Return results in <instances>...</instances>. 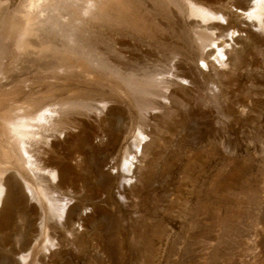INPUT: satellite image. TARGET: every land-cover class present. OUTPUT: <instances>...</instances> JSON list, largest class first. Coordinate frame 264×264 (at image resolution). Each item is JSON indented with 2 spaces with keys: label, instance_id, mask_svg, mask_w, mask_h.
I'll list each match as a JSON object with an SVG mask.
<instances>
[{
  "label": "rangeland",
  "instance_id": "1",
  "mask_svg": "<svg viewBox=\"0 0 264 264\" xmlns=\"http://www.w3.org/2000/svg\"><path fill=\"white\" fill-rule=\"evenodd\" d=\"M29 1L0 0V220L18 217L0 221V264L32 235L24 264H264V27L222 7L235 0L204 1L232 20L214 35L169 0H32L48 11L26 30ZM39 114L72 123L32 138L61 159L60 218L20 157L15 130Z\"/></svg>",
  "mask_w": 264,
  "mask_h": 264
},
{
  "label": "bare ground",
  "instance_id": "2",
  "mask_svg": "<svg viewBox=\"0 0 264 264\" xmlns=\"http://www.w3.org/2000/svg\"><path fill=\"white\" fill-rule=\"evenodd\" d=\"M169 1L173 2L176 6H178V8L181 11H187V13L189 15V19L190 18H199L200 19L199 22L205 24L203 31H205V32L209 31L211 33V35H214L215 31H218L219 33H224V32H227L231 28L232 20L228 21L227 26H223V24H221L217 20L219 18H224V17L218 15L217 13H214L212 10H210L209 8L204 6L206 4V3H204V1H207V0H169ZM180 1H183V3L181 2L182 6L180 5ZM214 1H219V0H213V2ZM123 2L125 4L126 11L130 12L133 8V0H123ZM153 2L156 5V7L160 9V11H167L168 12V8L166 7L165 0H153ZM177 4H179V5H177ZM231 4L234 7L233 11L230 10L229 4L228 5L223 4L222 7L225 10L229 11V13H231L237 21H240V19H242V17H245L246 19H248L246 21L247 24L257 23L258 27H260V28L264 27V0H235ZM47 11H48V9L44 5V1L37 3V2L30 0L28 5L26 7H24L22 10V19L25 21L26 30L27 29L29 30V27L33 26L32 20L34 19V17H40V16L44 15ZM170 11L171 10L169 9V12ZM2 14H5V13L0 12V21H2V19H1ZM126 15H127V13H126ZM126 17L122 14V16L120 17L121 18L120 21H122V19H123L122 22L128 23ZM193 23H194V26H197L196 25L197 22H193ZM230 33L233 35L235 33V31H231ZM194 34L196 35V37H197L196 39L198 41L202 40L203 35L201 34V32L199 33V32L195 31ZM205 35H207V34L205 33ZM236 36H237V34H236ZM231 38H233V36ZM211 43H212V41H211ZM215 43L213 42L212 43L213 46H211V48L209 49L210 52H211V50L213 51L215 49L216 56L214 57V60L216 59V61L220 62L218 60V58H224L225 55H227V54L228 55L226 57H227L228 61H231L232 59L237 58V57L234 58L232 56V54L230 53V51L229 52H228V50L225 51L227 48V46L225 45L226 44L225 41H222L220 44L218 43L219 45L216 44L217 46L214 47ZM23 44H27V42L23 41ZM201 46H202V44L200 42L199 47H201ZM224 51H225V54H224ZM196 54H197V56H200V58L205 59L206 62H204V65L206 67H211V68L216 67V65H214L212 63V61L206 60V58L209 55L204 56V54H202L201 52L200 53L196 52ZM195 70L199 72L200 68L195 67ZM192 71H193V69L192 70L189 69V71H187V73L183 72V74H184V76H185V74L189 75V74L193 73ZM191 77H192V74H191ZM30 121L34 122L36 124V126H35L36 129H34V126H32V125L24 124L22 126L23 130H15L18 133V135H20L23 138V140L20 143V157L23 160V162L29 167V171H31L33 173L35 180L39 183H44L45 189H43L41 191V194L43 195V197L45 198V200L48 204V210L52 214H54L58 218H60L64 214V210L66 208V205L63 208H62V206L60 208V197H58L57 195H54V194L50 195V192H51V190L60 191V188L62 187L61 186L62 184L53 185V181L56 178V170L60 169L61 159L53 156V154H51L50 151H46L44 149V147L39 146L40 144L38 142L32 141V138L35 135H43L44 136V133L47 132L48 130H50L49 128H47V126L67 125L70 127V126H72V123H70V122L67 123L66 117L63 114H60L57 118L54 114H39L36 117H31ZM73 123L77 125V124H81L82 121L76 120ZM51 137H54V135H51ZM45 138H47V136H45ZM44 145L46 148L47 142H45ZM52 146L55 147L57 145L55 142H53ZM137 149H139V146H137ZM48 168H51V169H48ZM14 180H15L14 183L16 185L20 184V181L25 184L27 195L29 196V200L31 202L39 203V199L37 197L36 192L34 191L32 186L28 182H26L24 178H22V176H21L20 180H17L16 178H14ZM2 194H3V187L0 184V203H1V195ZM11 204H12L11 196H9V197L7 196L6 200H4V209H3L2 213H4L6 211V209H8L10 207ZM64 204H67V202ZM75 208H76V206L70 208V211L74 212ZM17 218L18 217L14 216L12 214V215H9L8 217L3 216L0 221L5 222L6 224H9L11 222H15V219L17 220ZM69 225H70V219L67 218L65 223L63 224L64 229H69L68 228ZM51 228L54 230L59 229V231H60V226L59 227L52 226ZM42 230H43V227L41 224V227L39 228V232H41ZM36 232H38V230ZM70 232L73 235H77L75 230H71ZM45 235H46V241H49L48 240L49 235H47V232L45 233ZM51 235L53 236V239L56 238L55 233H53ZM59 235H60V232H59ZM46 246H44V250L48 249ZM34 247H36V236L35 235H32L31 237H27L25 240L20 242L19 245H17L18 252H20V251H27L28 252L26 255H23L20 257L18 264H24L25 263L26 259L29 257V252H31V250ZM16 253L12 252V255H14ZM39 259L42 260L43 258L40 256Z\"/></svg>",
  "mask_w": 264,
  "mask_h": 264
}]
</instances>
